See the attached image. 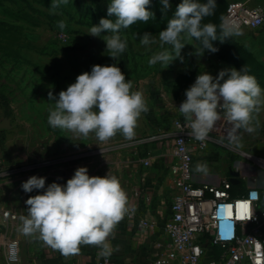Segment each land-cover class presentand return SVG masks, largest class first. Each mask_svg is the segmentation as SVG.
Here are the masks:
<instances>
[{
	"label": "rangeland",
	"instance_id": "rangeland-1",
	"mask_svg": "<svg viewBox=\"0 0 264 264\" xmlns=\"http://www.w3.org/2000/svg\"><path fill=\"white\" fill-rule=\"evenodd\" d=\"M232 1L217 0L214 15L202 21L217 26L218 38ZM170 2L172 8L165 13L159 0H152L149 10L154 17L121 30L127 37V48L115 60L106 52V42L102 38L89 35L91 25H99L102 18L110 19L106 11L110 0H69V4L54 10L50 9L52 0H0V23H3L0 25V120H11L12 142L19 147L26 145L32 153L33 160L27 165L41 161L36 156L45 145L48 150L60 154L50 158L61 160L58 166L83 165L85 161L96 166L103 161L114 167L118 163V153L124 151L126 144L128 149L137 147L143 151L144 146L153 147L166 140L171 144L172 139L165 135L172 129L171 120L177 117L175 106L200 72L207 71L216 77L223 69L241 70L247 66L264 87V27L258 31L240 29V35H233L224 42L214 41L219 51L206 50L203 56L195 55V47H201L199 41H186L189 45L182 52L184 62L177 59L168 67L160 63L150 66L148 59L160 50L159 45H153L152 51H148L140 40L145 32L158 36L166 29L182 0ZM61 20L66 22L64 30L58 27ZM63 33L68 37L66 41L59 37ZM113 64L121 68L126 79L132 80L133 90L143 92L149 108L138 119L133 138L128 139L118 132L107 142H101L94 134L83 137L49 125V112L55 107L49 102L50 92L58 98L60 91L67 90L78 75L90 72L92 66ZM225 122L230 129L231 124ZM251 126L255 129L251 133L239 130V147L225 140L230 148L222 151L230 166L235 161L248 163L242 155L264 160V104L254 112ZM82 148L93 154L87 158L78 155V159L69 161L70 152H80ZM0 156L7 166L8 157L3 152Z\"/></svg>",
	"mask_w": 264,
	"mask_h": 264
},
{
	"label": "clouds",
	"instance_id": "clouds-1",
	"mask_svg": "<svg viewBox=\"0 0 264 264\" xmlns=\"http://www.w3.org/2000/svg\"><path fill=\"white\" fill-rule=\"evenodd\" d=\"M159 2L165 13L172 8L170 0ZM67 4L69 0H52L50 9ZM151 4L152 0H110L106 9L110 19L102 18L99 25H91L89 35L102 38L106 52L118 60L127 48V37L121 30L154 17L149 10ZM216 7L217 0H182L165 30L158 36L143 34L140 43L148 51L157 44L160 49L153 52L148 64L168 67L177 59L184 62L182 52L189 45L186 41H199L201 47H195V55L203 56L206 50L219 51L214 41L224 42L240 35L238 25L229 26L226 22L221 25L218 38L215 24L202 23L205 17L214 15ZM58 27L64 30L66 22L58 21ZM104 32L107 35L102 36ZM185 96L178 109L192 138L205 142L217 122L223 119L231 124L229 143L239 147V130L249 133L255 130L251 121L258 106L264 104V87L245 66L241 70L223 69L216 77L207 71L200 72ZM49 102L55 105L48 117L51 127L83 137L94 134L101 142H107L118 132L133 138L138 119L149 111L143 92L133 90L132 80L126 79L117 64L92 66L90 72L78 75L67 90L60 91L58 98L50 92ZM195 171L207 174V163L197 162ZM46 180L33 175L22 183L26 193L43 191L27 199L29 207L27 215L20 217V231L26 236L38 233L41 241L64 255L77 253L81 244H88L98 246L101 256H110L109 237L125 215L133 211L118 177L111 172L103 177L90 176L87 167H79L66 184L52 182L46 187ZM11 259L15 261L16 256Z\"/></svg>",
	"mask_w": 264,
	"mask_h": 264
},
{
	"label": "built area",
	"instance_id": "built-area-1",
	"mask_svg": "<svg viewBox=\"0 0 264 264\" xmlns=\"http://www.w3.org/2000/svg\"><path fill=\"white\" fill-rule=\"evenodd\" d=\"M254 1H232L222 25L227 22L229 26L238 25L239 30H260L264 27V0ZM59 37L63 41L68 39L64 33ZM185 99L186 96L176 104L177 117L172 119V129L165 135L173 141V163L168 169L167 181L176 193L170 207L171 216L162 225L168 243L160 256L147 264H264V187H260L254 179L255 185L241 197L233 191L234 185H237L233 180L238 179L240 183L239 176L230 175L217 185H198L194 182L196 162L204 156L215 161L218 151L210 153V148L229 147L225 140H228L230 129L221 119L205 142L195 140L188 134L190 129L178 109ZM242 156L264 171V160ZM43 165L38 163L7 169L0 156V181L17 173L34 174ZM0 215L10 222L19 218L9 209L0 208ZM134 216L133 210L127 218L133 220ZM144 224L142 221L141 225ZM1 232L0 226V235ZM1 244L7 264H18L19 242L6 240ZM100 252L101 249L97 250L96 264H113L110 257H103ZM13 255L16 256L15 261L11 259Z\"/></svg>",
	"mask_w": 264,
	"mask_h": 264
},
{
	"label": "crops",
	"instance_id": "crops-1",
	"mask_svg": "<svg viewBox=\"0 0 264 264\" xmlns=\"http://www.w3.org/2000/svg\"><path fill=\"white\" fill-rule=\"evenodd\" d=\"M172 121V120H171ZM12 129L10 119L0 120V152L8 157L7 169H16L27 165L33 160V155L26 145H15L12 142ZM166 141L141 148H129L125 145L124 151L118 153L117 166L111 167L104 164L94 166L93 162L85 161L83 165L70 167L58 166L61 160L50 159L53 155L60 154L48 150L46 145L39 149L37 160L44 163L40 170L32 174H15L0 184V208L13 210L18 215L17 221H6L0 215L2 232L0 235V264H7L4 248L1 243L6 240H17L19 242L18 264H96L98 260V246L81 244L79 251L74 254L64 255L58 249L46 245L38 237L39 234L26 236L20 231L22 226L21 216L27 215V199L40 194L43 190H36L32 193L23 191L21 185L31 176L46 177V187L52 182L66 184L72 178L79 167H87L90 176H105L108 172L120 180L129 198V205L134 210L133 220H128L127 215L114 229L109 237L112 246L111 258L113 264H147L162 253L168 243V237L164 233L162 225L171 216V203L176 193L172 190L167 181V172L173 163L172 146ZM128 150H127V149ZM147 148V149H146ZM83 150V151H82ZM218 151V158L212 162L205 156L197 162H205L209 171L207 174L194 172V182L198 185H217L233 171L240 173V183L248 189L257 184L264 187V171L255 167L250 162H234L229 165L224 151L220 148L211 147L210 153ZM69 161L79 158L90 157L93 153L87 148L80 152L71 151ZM79 155V156H78ZM210 155V154H209ZM66 160V159H65ZM196 162V164H197ZM195 164V165H196ZM144 225H141V222Z\"/></svg>",
	"mask_w": 264,
	"mask_h": 264
},
{
	"label": "trees",
	"instance_id": "trees-1",
	"mask_svg": "<svg viewBox=\"0 0 264 264\" xmlns=\"http://www.w3.org/2000/svg\"><path fill=\"white\" fill-rule=\"evenodd\" d=\"M1 24H3V23H0V25ZM233 191H234V194L236 195V196H244L245 194H246V192H247V189L243 186V184L242 183H239V184H237V185H234V187H233Z\"/></svg>",
	"mask_w": 264,
	"mask_h": 264
},
{
	"label": "water",
	"instance_id": "water-1",
	"mask_svg": "<svg viewBox=\"0 0 264 264\" xmlns=\"http://www.w3.org/2000/svg\"><path fill=\"white\" fill-rule=\"evenodd\" d=\"M231 176L237 178L239 176V173L238 172H232L231 173ZM233 182H234V184H238L239 183V180L238 179H234Z\"/></svg>",
	"mask_w": 264,
	"mask_h": 264
}]
</instances>
